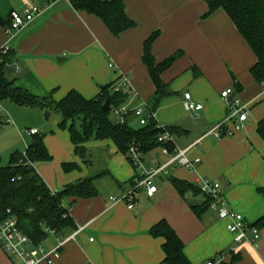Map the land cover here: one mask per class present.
<instances>
[{
    "label": "crops",
    "instance_id": "crops-1",
    "mask_svg": "<svg viewBox=\"0 0 264 264\" xmlns=\"http://www.w3.org/2000/svg\"><path fill=\"white\" fill-rule=\"evenodd\" d=\"M69 1L0 0L4 23L10 22L12 10H21L26 4L42 8L21 29L8 32L0 25V49L15 53L8 72L13 87L38 99L58 101L70 90L92 98L100 86L126 75L133 91L132 105L146 101L155 89L142 62L143 43L158 32L151 46L156 62L176 51L183 54L161 73L172 93L160 99L155 117L177 130L173 147L188 148V157L200 162L195 171L170 167L167 176L154 180L155 195L147 197L143 189L135 187L136 168L111 140H99V144L115 146L110 151L113 161L100 167L103 172L94 173L89 169L87 151L86 164L74 153L71 141L67 143L65 132L55 130L45 136L51 159L36 164L35 169L48 188L58 191L84 178H93L96 188L92 197L65 200L75 227H85L63 245L56 264H161L163 240L149 233L161 219L176 231L192 264H214L219 255L222 264L230 260L231 253L240 256L235 264H264V226L259 228L256 242L235 243L226 221L216 212L208 210L201 218L192 212L190 206L201 204L203 194L182 197L171 182L175 178L196 186L200 177H207L220 184L228 207L248 223L264 215V199L258 192L264 186V138L257 133L258 122L264 120V83H257L250 74L256 56L232 20L221 8L204 17L207 4L203 0H123L125 13L135 25L115 37L100 19L74 11ZM226 89L232 93L224 99L221 93ZM185 92L202 105L201 110L184 109ZM232 99L248 107L244 128L232 136L207 134L228 115ZM21 132L20 143L27 147L31 140L24 137L32 135ZM164 159L161 146L142 154L146 167ZM66 162L75 163L77 169L65 172L62 164ZM125 195L133 203L132 209L127 200L111 199ZM57 239L48 235L45 248L55 246ZM7 258L3 263L11 264Z\"/></svg>",
    "mask_w": 264,
    "mask_h": 264
},
{
    "label": "trees",
    "instance_id": "trees-1",
    "mask_svg": "<svg viewBox=\"0 0 264 264\" xmlns=\"http://www.w3.org/2000/svg\"><path fill=\"white\" fill-rule=\"evenodd\" d=\"M207 4L204 17L217 9H223L232 20L239 33L244 37L256 56V63L250 69L253 79L264 83V0H203ZM70 7L74 11H84L100 19L108 31L118 37L123 31L134 27L135 23L125 13L123 0H70ZM0 25L8 26L0 18ZM153 32L143 43L142 62L147 67L148 74L154 85V93L145 101L146 112H155L160 99L172 92L161 79V73L167 69L183 52L176 51L156 62L151 46L158 36ZM15 53L0 49V100L9 99L22 106H38L58 112L62 120L60 128L68 129L74 153L82 160L86 157L84 143L94 137L97 140L109 139L118 151L126 155L129 147L134 145L140 154H145L157 146H166L173 151L172 144H162L157 137L161 132L156 127V121L148 117L145 125L134 126L135 116L129 112L124 122L111 120V111L102 109L106 99L110 101V108L125 103L129 96L113 90L115 81L100 86L99 92L92 98H85L76 90H70L58 101L51 97L38 99L30 96L26 91L13 87L14 80L8 73L14 61ZM171 135L177 133L173 127H168ZM257 133L264 138V120L257 124ZM51 159L44 139L38 133L32 135L31 142L25 152H14L5 165H0V221L14 216L20 229L30 238L34 245L42 244L48 234L45 228L55 231L58 235H65L75 228V223L68 214L64 204L67 198H88L96 195L93 178H84L64 186L61 190L52 192L35 169V165ZM62 169L69 172L77 169L72 162L62 164ZM172 185L184 197L188 192L200 194L199 189L185 181L172 178ZM264 199V186L258 189ZM71 202V203H72ZM70 203V204H71ZM208 199L201 204L191 205L190 208L197 218L210 210ZM10 210V214L7 210ZM258 228L264 226V215L254 223ZM154 238H162L164 258L161 264H192L184 252V244L176 231L165 220L156 222L149 230ZM240 256L231 253L230 260L222 264H235Z\"/></svg>",
    "mask_w": 264,
    "mask_h": 264
},
{
    "label": "built area",
    "instance_id": "built-area-1",
    "mask_svg": "<svg viewBox=\"0 0 264 264\" xmlns=\"http://www.w3.org/2000/svg\"><path fill=\"white\" fill-rule=\"evenodd\" d=\"M41 12L42 8L34 4H26L21 10H12L10 12V22L6 28L7 31L21 29ZM7 50L8 48H2L3 52ZM113 90L129 96V99L125 103L112 109L110 108L111 114L116 117L118 122L123 123L125 115L129 112L135 116L139 125H145L148 117H152L156 121V127L161 131L157 137L158 142L162 144L174 143L173 135L169 133L168 127L156 120L155 112L151 114L146 112L145 101H138L132 105L131 98H133V91L130 80L126 75H121L115 80ZM231 93V89H226L222 91L221 96L227 99ZM230 105L231 109L228 115L222 121L215 124L207 134H212L216 137L222 135L232 136L235 132L241 131L244 128L248 115L247 105L241 104L238 99H232ZM183 107L186 111L192 113L202 109L200 103L192 100L189 92L183 94ZM25 133L34 135L37 133V130L28 129L25 130ZM187 152L188 148H174L171 152L163 145L162 153L166 156V159L154 160V164L151 167H146L142 162V155L138 149L134 145H131L126 152V156L138 172L136 189H143L147 197H153L157 192L154 180L159 176H167L170 167L180 166L190 171H195L200 159H190ZM196 187L208 199L209 209L216 212L220 219L226 221V229L232 234L235 243L243 241L256 242L259 239L260 229L248 223L242 214L228 207V203L222 194L218 182L207 177H200L196 183ZM187 194H191V192ZM111 199L114 201L127 200L128 208H133V203L128 199V195L118 198L112 197ZM7 213L10 214L9 209ZM84 227L85 225H79L65 235H58L55 231L45 228L44 230L48 235L58 237L57 244L46 249L43 247V243L34 245L30 238L20 229L17 219L12 215H8L7 218L0 221V247L9 257L11 264H56L63 245L70 240H74ZM90 241H92V238H90Z\"/></svg>",
    "mask_w": 264,
    "mask_h": 264
},
{
    "label": "rangeland",
    "instance_id": "rangeland-1",
    "mask_svg": "<svg viewBox=\"0 0 264 264\" xmlns=\"http://www.w3.org/2000/svg\"><path fill=\"white\" fill-rule=\"evenodd\" d=\"M46 113H48L47 116ZM110 117L111 120L116 121L115 116L111 114ZM61 120V115L55 110L38 106H22L9 99L0 100V165L7 164L12 153L19 152L23 154L25 152L26 145L23 146V142V145L20 143V140H22L21 131L25 133L27 128L32 129L33 126H36L38 135L42 136L43 139L45 136L51 135L55 130L65 132L67 143H69L70 136L68 129H62L59 126ZM132 124L135 127L139 126L137 119H134ZM31 138V136L29 138L24 137V140L30 141ZM99 142V140L92 137L88 140L86 146L89 169L94 173L102 170L100 167L105 166L106 162L113 161V158H110L112 155L110 151L115 146L111 142H106L105 144H99ZM125 157L129 162L128 157L126 155ZM85 159L82 161L87 164ZM43 247L45 248L44 243ZM5 260L7 261L8 258L0 248V264H6V262L3 263ZM222 260L221 255H219L218 260L214 264H221Z\"/></svg>",
    "mask_w": 264,
    "mask_h": 264
},
{
    "label": "water",
    "instance_id": "water-1",
    "mask_svg": "<svg viewBox=\"0 0 264 264\" xmlns=\"http://www.w3.org/2000/svg\"><path fill=\"white\" fill-rule=\"evenodd\" d=\"M58 60H60V59H58ZM11 71V69H9V71L8 72H10ZM102 109L104 110V111H106V112H108L109 110H110V101H109V99H106L105 100V102L103 103V105H102ZM48 115V113H46V116ZM212 260H214V259H212Z\"/></svg>",
    "mask_w": 264,
    "mask_h": 264
}]
</instances>
